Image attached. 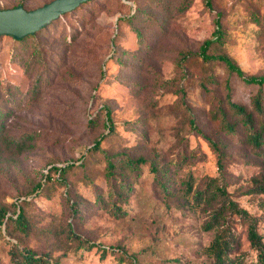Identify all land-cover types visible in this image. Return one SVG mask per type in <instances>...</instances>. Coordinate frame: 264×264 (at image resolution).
<instances>
[{"label":"rangeland","instance_id":"374dc122","mask_svg":"<svg viewBox=\"0 0 264 264\" xmlns=\"http://www.w3.org/2000/svg\"><path fill=\"white\" fill-rule=\"evenodd\" d=\"M51 1L0 0V10ZM217 20L223 46L211 52L264 77V0H92L20 42L0 37V139L26 136L31 145L17 155L0 144V207L13 216L29 202L31 225L27 235L2 228L0 264H10L17 242L49 264H216L206 247L217 231L204 230L211 207L198 197L213 178L259 219L264 240V193H253L264 184V153L225 104L226 82L247 111L257 87L219 63L211 83L197 59ZM67 166L57 181L52 168ZM228 221L226 264H252L245 226ZM68 223L90 250L67 238Z\"/></svg>","mask_w":264,"mask_h":264},{"label":"trees","instance_id":"16d2710c","mask_svg":"<svg viewBox=\"0 0 264 264\" xmlns=\"http://www.w3.org/2000/svg\"><path fill=\"white\" fill-rule=\"evenodd\" d=\"M85 4V3H84ZM131 24L132 19H128ZM132 31L137 37H140L139 31L131 25ZM43 30V29H42ZM39 32V31H38ZM36 34V33H35ZM34 34V35H35ZM31 35V36H34ZM31 36H27L31 37ZM24 38V39H26ZM22 39V40H24ZM20 40V41H22ZM15 41V40H14ZM16 41V42H20ZM223 46V31L219 21L215 22V29L212 36L205 40L200 46L198 57L200 61L204 64L205 71L207 72V80L211 83L217 82L213 75V64L219 63L224 71L229 74H234L236 77L241 79L245 84L255 85L257 87V93L252 98V111H247L241 105L233 102L231 98V92L228 85V82L225 83V90L227 91L225 95V104L228 106V109L232 114L240 120L243 129L245 131L246 140L248 144L251 145L256 151L264 153V111L262 107L263 99V89H264V77H254L247 76L241 68L236 64V62L227 54L223 52H211L213 47L221 49ZM186 56H181L180 61L185 60ZM204 90L205 83H202ZM218 113L220 115V123L222 127L227 128L229 131H232L233 127L229 124L227 114L221 105L217 107ZM107 125L110 133H112V127L110 124L109 116L106 117ZM1 141L5 142L9 152L12 154H21L27 150H30V138L26 136H21L18 138L9 137L2 138ZM214 145L213 143H211ZM93 150L100 149V140L95 141ZM220 156H222V151L217 149ZM144 159H137L132 161L130 159L126 160V166L129 170H133L137 164H145ZM66 168H56L53 167L52 171L59 172L57 181L62 180L63 175L69 169ZM108 168H113L112 163H108ZM151 172H157V169L153 165H149ZM222 173V171H221ZM107 175L112 177V172L109 171ZM47 180H50L47 177ZM41 187V184H37L34 187V192ZM160 187L167 191L164 185L160 184ZM121 188H124V185H121ZM163 191V192H165ZM261 192L264 193V184L257 185L254 188L253 193ZM198 197L205 200L210 208L208 221L204 225V230L213 231L216 230L217 233L210 244L206 247L207 254L215 261L216 264H226L229 261V253L232 251L233 247V234L232 228L228 221L231 216L236 217L246 228V239L249 243L250 248L256 254V260L252 264H264V240L262 235L258 231V218L248 213L245 209L239 207V205L230 197L223 183L220 182V179L213 178L210 179L206 185L205 190L198 192ZM121 199V195L117 197ZM29 202L21 201V205L18 207V212L13 216H8V210L5 207H0V236H2V228L5 230V234L12 236L13 233L17 231L23 232L25 235L29 233L30 219L25 211L24 207L28 206ZM16 208V205H12ZM67 238L71 241L77 242V248L90 250L93 245L89 244L86 240H83L81 237L76 235L71 225L68 223L66 227ZM10 264H49V259L43 256H38L36 253L30 249L17 244H10L9 250ZM230 264H234L231 262Z\"/></svg>","mask_w":264,"mask_h":264},{"label":"water","instance_id":"95a60500","mask_svg":"<svg viewBox=\"0 0 264 264\" xmlns=\"http://www.w3.org/2000/svg\"><path fill=\"white\" fill-rule=\"evenodd\" d=\"M92 0H52L34 10H25L21 5L0 10V37L20 41L49 26L64 14Z\"/></svg>","mask_w":264,"mask_h":264}]
</instances>
